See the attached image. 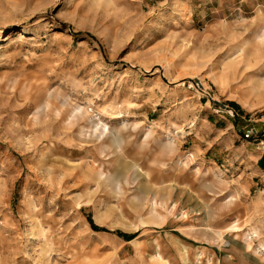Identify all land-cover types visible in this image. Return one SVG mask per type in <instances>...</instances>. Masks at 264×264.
<instances>
[{"label":"rangeland","instance_id":"1","mask_svg":"<svg viewBox=\"0 0 264 264\" xmlns=\"http://www.w3.org/2000/svg\"><path fill=\"white\" fill-rule=\"evenodd\" d=\"M263 138L264 0H0V264H264Z\"/></svg>","mask_w":264,"mask_h":264},{"label":"built area","instance_id":"2","mask_svg":"<svg viewBox=\"0 0 264 264\" xmlns=\"http://www.w3.org/2000/svg\"><path fill=\"white\" fill-rule=\"evenodd\" d=\"M243 132L245 131V134L248 136H253V135H257L258 134V131L257 130H255V129H243L242 130ZM260 143L261 144H264V138L262 139V140H260Z\"/></svg>","mask_w":264,"mask_h":264},{"label":"crops","instance_id":"3","mask_svg":"<svg viewBox=\"0 0 264 264\" xmlns=\"http://www.w3.org/2000/svg\"><path fill=\"white\" fill-rule=\"evenodd\" d=\"M217 259H218V257H217Z\"/></svg>","mask_w":264,"mask_h":264}]
</instances>
